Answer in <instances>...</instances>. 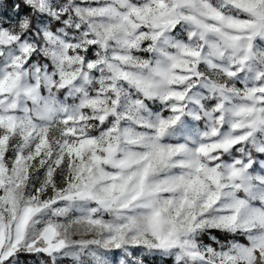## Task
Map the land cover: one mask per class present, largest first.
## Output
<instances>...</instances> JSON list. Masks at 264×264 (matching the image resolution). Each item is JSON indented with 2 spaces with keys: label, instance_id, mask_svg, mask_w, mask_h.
<instances>
[{
  "label": "snow or ice",
  "instance_id": "1",
  "mask_svg": "<svg viewBox=\"0 0 264 264\" xmlns=\"http://www.w3.org/2000/svg\"><path fill=\"white\" fill-rule=\"evenodd\" d=\"M0 264H264V0H0Z\"/></svg>",
  "mask_w": 264,
  "mask_h": 264
}]
</instances>
